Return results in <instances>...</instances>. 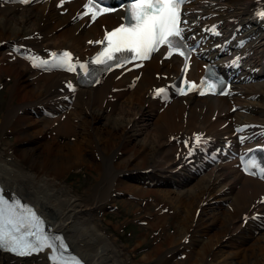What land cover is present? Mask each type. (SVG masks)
<instances>
[{
	"label": "bare ground",
	"instance_id": "6f19581e",
	"mask_svg": "<svg viewBox=\"0 0 264 264\" xmlns=\"http://www.w3.org/2000/svg\"><path fill=\"white\" fill-rule=\"evenodd\" d=\"M195 2L187 7L196 8ZM251 5L252 0H212L198 13L193 9L189 17L195 24L204 23L203 18L206 27L213 25L203 31L208 44L229 22L235 23L227 18L229 9L239 20L248 21ZM74 7L60 15L52 3L0 4V41H11L0 45V73L12 77L8 89L14 97V103L0 113V121L18 126L19 142L9 154L0 146L4 187L32 202L86 264H137L150 259L154 264H264V227L251 225L257 230L254 235L248 221L242 220L247 209L264 210L260 201L264 182L241 174L231 157L211 165L202 176L192 172L189 176L183 169L188 167L181 166L200 157L194 151L182 152L194 134L212 140L225 130L232 133L235 145L234 126L246 124L249 133L243 130V136L264 141V81L242 84L244 94L258 92V96L242 99L246 108L233 112L228 98L234 96L190 94L157 104L149 92L156 83L171 81L180 67L179 59L159 61L157 53L136 70L103 71L95 84L79 88L75 72L55 64L51 54L67 47L73 68L91 50L84 49V40L105 31L116 19L114 14L105 15L85 27L68 18ZM222 12L229 15L222 17ZM192 54L186 74L197 77L203 56ZM72 166L96 172L95 181L84 191L93 195L92 201H83L63 185V173ZM140 169L146 171L138 173ZM156 173L176 180L160 179ZM119 191L139 199L154 197L152 208L146 204L142 210L145 231L154 230V236L146 243L148 251L135 260L100 228L93 213L98 203ZM209 199L215 203L210 205ZM137 202L131 199L128 204ZM137 243L135 248L141 245ZM0 264L46 263L39 253L19 258L0 252Z\"/></svg>",
	"mask_w": 264,
	"mask_h": 264
},
{
	"label": "snow or ice",
	"instance_id": "6c2138e0",
	"mask_svg": "<svg viewBox=\"0 0 264 264\" xmlns=\"http://www.w3.org/2000/svg\"><path fill=\"white\" fill-rule=\"evenodd\" d=\"M23 2L27 3L28 0H23ZM89 3L93 8L95 7L93 0H89ZM182 3H184V0H132L127 12L130 21H135V23H129L128 27L121 26L107 33L105 39L108 42V47L96 57L95 62L107 64L108 61L119 60L113 53L124 50L135 52L140 58L146 59L148 54L157 50V46L161 44H166L169 49L185 47L181 36L183 29L179 26V9ZM259 15L264 17V11H261ZM92 18L95 19V15ZM179 54L184 55V52ZM135 58L132 57V59ZM59 64L67 65L68 70H73L69 53H64L59 58ZM158 91L163 92L164 90L160 89ZM20 207L18 202L9 204L0 196V246L12 245V251L19 250L20 254L23 255L26 253L20 247L21 237L17 236L16 233H19L23 228H30L31 225L26 226L23 217L15 218V210ZM30 215L35 217L34 212H31ZM24 235L36 236V241L35 243L29 242L23 245V249L36 251L49 248L55 253L57 251V241H60L59 248L66 249L61 237L43 232L36 235L31 231H26ZM55 264H68V262L57 258ZM72 264H79V262L73 260Z\"/></svg>",
	"mask_w": 264,
	"mask_h": 264
},
{
	"label": "rangeland",
	"instance_id": "374dc122",
	"mask_svg": "<svg viewBox=\"0 0 264 264\" xmlns=\"http://www.w3.org/2000/svg\"><path fill=\"white\" fill-rule=\"evenodd\" d=\"M11 81L12 77L10 79L6 74L0 75V113L8 105L14 103V97L6 86L8 83L9 87ZM6 124L7 123L3 124V121H0V146H3L5 151L7 150L6 153L9 154L11 152L10 147L15 148L19 145L16 139L18 126L14 124L12 127L10 124ZM158 178L167 179V177L159 176ZM95 179L96 172L91 168L87 166H72L66 168L64 171L62 183L65 187L70 188L78 197L82 198L83 201L90 202L93 200V195L84 191L86 187H90L93 184ZM131 199H135V201L138 202L129 206L128 202L131 201ZM153 199L154 197L151 194L144 195L142 199H139L137 196L135 197L132 194L119 191L113 196L111 199L112 201L103 200L93 209V213L99 218L100 228L110 236L111 240L115 241V244L124 246L130 258H133L132 260L142 256V253L148 249L146 243L154 236V230H149V232L145 231L146 223L145 218L142 216L144 214L142 210L146 204H152ZM151 204L148 209L152 208ZM209 204L213 205L212 199L211 201L209 200ZM203 205L205 204L203 203ZM162 209H164V207ZM198 211V209H195L196 214ZM166 223L168 226L167 228L170 229V226L172 228L169 221ZM214 229L215 228H213L212 231H214ZM138 241L139 243L141 242V245L135 248ZM128 263L129 262L126 264ZM137 264H154V262L153 259H150L148 262Z\"/></svg>",
	"mask_w": 264,
	"mask_h": 264
}]
</instances>
